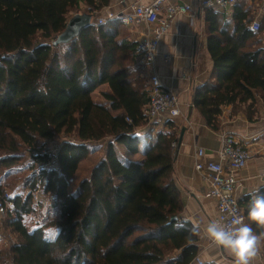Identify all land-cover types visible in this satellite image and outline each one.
I'll return each mask as SVG.
<instances>
[{"label": "trees", "instance_id": "obj_1", "mask_svg": "<svg viewBox=\"0 0 264 264\" xmlns=\"http://www.w3.org/2000/svg\"><path fill=\"white\" fill-rule=\"evenodd\" d=\"M109 3L0 0V195L5 178L27 171L21 190L11 192L17 215L6 220L13 240L0 244V264H190L198 254V229L181 217L175 180L180 126L169 118L158 128L146 116L150 76L137 41L119 20L95 22ZM79 12L92 15L91 26L55 44ZM253 19L240 5L231 15L206 10L212 70L192 102L214 131L226 106L252 120L264 103V15L258 30ZM53 142L57 160L44 168L49 160H39L34 170L26 151ZM98 143L102 156L70 191L79 163ZM38 187L43 198L30 225ZM249 194L238 204L259 236L264 229L248 218ZM252 194L264 196V186Z\"/></svg>", "mask_w": 264, "mask_h": 264}, {"label": "crops", "instance_id": "obj_2", "mask_svg": "<svg viewBox=\"0 0 264 264\" xmlns=\"http://www.w3.org/2000/svg\"><path fill=\"white\" fill-rule=\"evenodd\" d=\"M201 1L166 0L163 3L186 2L191 8V12L190 14L180 13L173 18L170 28L163 35L156 49L153 70L159 76L162 84L177 93L180 99L181 114L174 118V122L180 126V129L183 127L185 130L181 143H178L175 149V180L180 189L183 203L181 217L197 227L199 234L198 255L203 261L214 264H235V257L231 252L216 245L207 235V225L215 220L217 206L216 200L207 195V184L203 178L205 172L195 169V163L198 161L196 148L203 147L206 150L205 156L200 157V160H217L222 133L242 139L253 152L243 168L233 171V175L238 181L237 193L241 196L264 186L262 179L264 170V103L259 101L258 112L252 120L248 119L243 112L234 113L231 106H226L221 115L219 131L208 127L199 111L194 107L192 102L194 90L209 79L212 70V58L207 48L205 23L207 8L201 6ZM135 2L147 5L154 0H127L124 4L118 0H110L108 5L118 14L129 13ZM239 5L258 21L264 15V0H239L229 9H213L225 11L231 15L235 7ZM127 26L129 38L136 41L140 40L143 32L148 29L145 24L130 23ZM153 70L150 67L144 68L147 77ZM163 123H157L158 128H161ZM190 264L196 263L192 261ZM250 264H264V243L261 240L257 255Z\"/></svg>", "mask_w": 264, "mask_h": 264}, {"label": "built area", "instance_id": "obj_3", "mask_svg": "<svg viewBox=\"0 0 264 264\" xmlns=\"http://www.w3.org/2000/svg\"><path fill=\"white\" fill-rule=\"evenodd\" d=\"M124 4L127 0H118ZM166 0H154L151 4H142L135 2L129 13H116L109 5L104 6L99 16L96 18V25L104 24L112 20H119L123 25L145 24L148 26L143 32V36L137 41L136 56L141 65L150 67L153 70L156 49L163 35L170 28L173 18L180 13L190 14V6L184 3L168 2ZM239 0H202L201 6L204 8L229 9ZM253 30L260 28L258 20L254 19L251 24ZM149 101L145 108V114L150 122L163 123L169 118H175L181 114L180 99L177 93L166 88L159 76L154 70L149 77ZM129 121V118L126 117ZM59 144L57 142L45 143L32 151H26V157L32 162L34 170L39 169V160L48 162L41 166L44 168L57 160ZM252 149L243 142L242 139L233 135L221 134V147L218 150V159L200 160L205 156L206 150L203 147L196 148L198 161L195 163V169L199 172H205L203 178L207 184V195L216 200L217 216L215 222L227 226L230 225L234 215H238L244 223L245 216L243 210L238 204L239 195L237 193L238 181L233 175L234 170L243 168L248 159L252 156ZM36 159L33 160L32 156ZM264 182V170L262 173ZM42 192L38 187L32 192V211L27 215L28 218L37 220L42 200ZM17 211L11 192L4 191L0 195V244L9 245L13 236L7 232L5 223L9 217H15ZM247 224V223H246ZM193 261L196 264H207L197 254Z\"/></svg>", "mask_w": 264, "mask_h": 264}, {"label": "clouds", "instance_id": "obj_4", "mask_svg": "<svg viewBox=\"0 0 264 264\" xmlns=\"http://www.w3.org/2000/svg\"><path fill=\"white\" fill-rule=\"evenodd\" d=\"M248 211L249 220L264 229V196L254 195ZM208 237L218 246L231 252L235 257V264H250L257 255L260 240L264 238V231L258 236L253 228L234 215L230 225L224 226L215 221L210 222L206 229ZM175 261V257L171 258Z\"/></svg>", "mask_w": 264, "mask_h": 264}, {"label": "rangeland", "instance_id": "obj_5", "mask_svg": "<svg viewBox=\"0 0 264 264\" xmlns=\"http://www.w3.org/2000/svg\"><path fill=\"white\" fill-rule=\"evenodd\" d=\"M79 13H81V12H79ZM71 14L73 15V13H71ZM59 138H61V137L59 136L56 139H59ZM96 145L92 146V149H91V152L89 153V155L86 156L79 163L78 169L76 170V172H75V174L71 180L70 186H69L70 191H74L77 188L79 181L84 176L87 175L92 164H94L96 162V160L102 156L103 144L99 145V143H98ZM144 145L145 144H143L141 146V148H140L141 150L144 148ZM117 149H118L120 154L127 155V152H126L125 147L123 145H120L119 147H117ZM26 172L27 171L22 170V171L10 174L7 178H5V180H4V183H5L4 191H7V192H12L13 190H14V192L20 191L21 186H22V177L26 174ZM34 222H35L34 219L32 220L29 218L28 223L30 225H33Z\"/></svg>", "mask_w": 264, "mask_h": 264}, {"label": "water", "instance_id": "obj_6", "mask_svg": "<svg viewBox=\"0 0 264 264\" xmlns=\"http://www.w3.org/2000/svg\"><path fill=\"white\" fill-rule=\"evenodd\" d=\"M92 15L88 13H77L71 16L66 24L65 29L57 36L54 43H69L71 40L76 38L83 29L91 26ZM184 128L182 127L179 143H181L182 135L184 133Z\"/></svg>", "mask_w": 264, "mask_h": 264}]
</instances>
